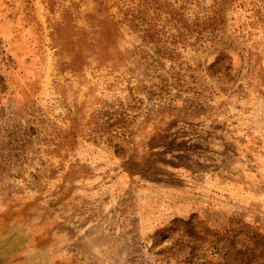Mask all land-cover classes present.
I'll return each mask as SVG.
<instances>
[{"label":"rangeland","instance_id":"obj_1","mask_svg":"<svg viewBox=\"0 0 264 264\" xmlns=\"http://www.w3.org/2000/svg\"><path fill=\"white\" fill-rule=\"evenodd\" d=\"M241 223L264 0H0V264H261Z\"/></svg>","mask_w":264,"mask_h":264},{"label":"trees","instance_id":"obj_2","mask_svg":"<svg viewBox=\"0 0 264 264\" xmlns=\"http://www.w3.org/2000/svg\"><path fill=\"white\" fill-rule=\"evenodd\" d=\"M231 225H232V222L229 220V221H227L225 223V225H222V226H225V227H222V229H220V231H219L220 232V237H221L220 241H219L220 244H221L220 245L221 249H224L226 254H231L232 255V252L234 251V248H235V251H237L238 254H242V253L245 252L243 250V246L235 245L234 240H232L230 238V237H232V235L230 233ZM241 225H243L244 227H246L249 230H253L254 231L256 236L254 238H252V244H258L260 241H262L264 243V234H259L258 230H255V228H253L252 226H249V225L247 226V224H245V223H241ZM209 229L211 231L215 232L214 228L209 227ZM214 236H215V234H214ZM242 240H243V245L251 242L250 238L244 240V237L243 238L241 237L240 241H242ZM249 240H250V242H249ZM215 244H217L216 246L219 247L218 243L215 242ZM232 257H233V255H232ZM244 260L245 259H243V261ZM249 261L247 260L246 262L248 263ZM247 263H245V264H247ZM250 263H248V264H250ZM241 264H244V263H241ZM261 264H264V260H263V262Z\"/></svg>","mask_w":264,"mask_h":264}]
</instances>
